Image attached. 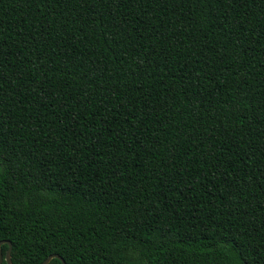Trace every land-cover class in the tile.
Listing matches in <instances>:
<instances>
[{"label": "trees", "instance_id": "1", "mask_svg": "<svg viewBox=\"0 0 264 264\" xmlns=\"http://www.w3.org/2000/svg\"><path fill=\"white\" fill-rule=\"evenodd\" d=\"M0 241L264 264V0H0Z\"/></svg>", "mask_w": 264, "mask_h": 264}, {"label": "water", "instance_id": "2", "mask_svg": "<svg viewBox=\"0 0 264 264\" xmlns=\"http://www.w3.org/2000/svg\"><path fill=\"white\" fill-rule=\"evenodd\" d=\"M2 242H3L2 244H4V243L8 244V249H7L6 253H5V256H4L3 260L5 261L6 264H11V260H10L11 243L8 242V241H2ZM0 256H2L1 252H0ZM53 258H56V259L60 260V262L62 264H65L63 259L60 256L56 255V254L48 256L45 260H43V262L41 264H48L50 262V260L53 259Z\"/></svg>", "mask_w": 264, "mask_h": 264}, {"label": "snow or ice", "instance_id": "3", "mask_svg": "<svg viewBox=\"0 0 264 264\" xmlns=\"http://www.w3.org/2000/svg\"><path fill=\"white\" fill-rule=\"evenodd\" d=\"M2 241H0V245H2ZM0 264H4V262H3V257L2 256H0Z\"/></svg>", "mask_w": 264, "mask_h": 264}]
</instances>
